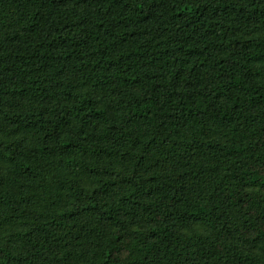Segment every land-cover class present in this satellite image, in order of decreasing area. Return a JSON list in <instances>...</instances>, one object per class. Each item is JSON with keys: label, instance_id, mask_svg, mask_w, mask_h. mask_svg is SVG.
<instances>
[{"label": "trees", "instance_id": "16d2710c", "mask_svg": "<svg viewBox=\"0 0 264 264\" xmlns=\"http://www.w3.org/2000/svg\"><path fill=\"white\" fill-rule=\"evenodd\" d=\"M0 264H264V0H0Z\"/></svg>", "mask_w": 264, "mask_h": 264}]
</instances>
